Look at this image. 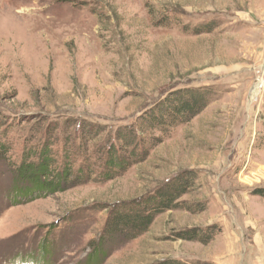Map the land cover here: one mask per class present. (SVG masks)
Wrapping results in <instances>:
<instances>
[{"label":"rangeland","instance_id":"obj_1","mask_svg":"<svg viewBox=\"0 0 264 264\" xmlns=\"http://www.w3.org/2000/svg\"><path fill=\"white\" fill-rule=\"evenodd\" d=\"M182 90L206 105L175 115ZM0 145V264H264V0H0ZM40 151L72 181L17 177ZM177 178L145 232L105 234Z\"/></svg>","mask_w":264,"mask_h":264},{"label":"trees","instance_id":"obj_2","mask_svg":"<svg viewBox=\"0 0 264 264\" xmlns=\"http://www.w3.org/2000/svg\"><path fill=\"white\" fill-rule=\"evenodd\" d=\"M183 95L189 96L188 99L184 100L181 99L180 101L176 102L177 107L174 105H170L169 108L172 110L175 115L183 114L184 116H193L198 113L207 103V98L205 97L204 92L201 94L200 97L195 91L193 90H186L184 92L181 91ZM177 109V110H176ZM187 118V117H186ZM155 120H149V125H154ZM113 148L111 145L109 149ZM4 156V150L0 145V157ZM109 160H114V163H119L121 158H115V154H111ZM107 160L108 162H110ZM117 160V162H115ZM27 157L25 155L24 160L21 162L19 167H17L16 176L21 179H25L28 177H32L31 180L33 183L35 182L34 186H38L43 188L44 190H52L56 187V185L61 186V184H68L72 181L71 174H67L68 167H64L61 171H56V168L53 166L54 161L48 158V155L44 151L39 152V157L37 160L28 161L26 162ZM117 165V164H116ZM114 165L115 167H117ZM118 168V167H117ZM71 170V169H70ZM65 174V175H64ZM60 183V185L58 184ZM186 181L180 180L177 178L172 183H168L165 186V189L161 191V195L157 193H153L148 195L143 200H137L136 202L126 203L124 204V209L117 210L116 212L112 213L110 220H108L107 227L104 228L105 234L106 232L116 233L120 236H124L126 238H133L137 235L142 234L148 229L152 219L154 216L161 210H167L173 207V202L175 199L180 197L186 191L187 187ZM255 194L264 197V188H259L255 190ZM153 200L154 198H156ZM180 237L185 238L186 234L185 231L181 232ZM191 237L193 239H198L196 234H192ZM207 239V238H206ZM203 239V241H207ZM103 238L101 241H97V243L93 246V254L90 256L95 260L101 252V248H103ZM173 260L167 259L160 261L157 264H183L180 262H172ZM90 262L93 260L90 259ZM95 263H98L95 260Z\"/></svg>","mask_w":264,"mask_h":264}]
</instances>
